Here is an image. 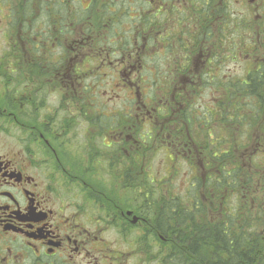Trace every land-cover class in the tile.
Listing matches in <instances>:
<instances>
[{"label": "flooded vegetation", "instance_id": "flooded-vegetation-1", "mask_svg": "<svg viewBox=\"0 0 264 264\" xmlns=\"http://www.w3.org/2000/svg\"><path fill=\"white\" fill-rule=\"evenodd\" d=\"M97 1L0 0V119L29 136V147L0 137V264H264V233H243L254 205L228 206L203 154L211 126H226L230 77L252 89L248 142L264 155V0H106L105 43L91 30ZM104 67L113 79L100 91ZM153 138L191 170L186 190L147 189ZM132 172L144 189H127Z\"/></svg>", "mask_w": 264, "mask_h": 264}, {"label": "rangeland", "instance_id": "rangeland-1", "mask_svg": "<svg viewBox=\"0 0 264 264\" xmlns=\"http://www.w3.org/2000/svg\"><path fill=\"white\" fill-rule=\"evenodd\" d=\"M106 0H98L95 4V6L93 7V9L91 10V12L93 13V18L92 20H95V16H96V25L97 28L95 26H92L91 30H94V36H99L100 41L105 43L107 41V39L104 40V36L107 37H111L113 39V37L111 36L112 34H110L109 30L107 29V24L109 23V19H108V15L111 14V7L109 5L106 6V11L105 13L103 12V3ZM108 3V1H107ZM122 2H118L117 5L121 4ZM84 4V2H83ZM77 5L79 6V4L77 3ZM111 5V4H110ZM10 20L9 18H5L4 22H0V49H4L5 48V44L2 41V29H6L7 26V21ZM46 29H43L44 31H48V26H45ZM51 27V26H50ZM45 36H48V33L45 34ZM244 47H248V43H245ZM230 56V55H229ZM235 64L233 62H229L228 63V68H234ZM99 74L98 78H99V83H100V91H104V90H108L109 88H111V84L110 82H112L113 77L110 75V69L108 67H104V68H100L96 70ZM95 73V72H94ZM235 76H238L237 73H235ZM1 79H3V77H1ZM94 80V79H91ZM88 81V79H87ZM147 87H149L150 92H152V94L156 95L157 97H155L156 99H159L161 93L159 92V89L157 88V84L153 83V82H148L147 83ZM155 86V87H153ZM147 89V88H146ZM116 90H118V95H119V100H114L113 105L116 106H120L121 103V99H123V94L120 93V90L118 88H116ZM217 94H209V93H204V96L202 97V100L204 101V103H206L210 98L215 97ZM253 99V98H251ZM53 100H57L56 98H53ZM101 102H105L106 104V99L105 98H100ZM196 105H200L199 103H196ZM102 107V105L100 106ZM245 107V106H244ZM254 110V105L247 102V106L242 110V112H246L247 110L251 111ZM1 118V117H0ZM245 124V122H243V125ZM242 125V126H243ZM0 126H2V129L0 130V137L3 138H11V139H19L20 144L21 145H27L29 147L28 144V138L29 136L27 135V132L23 131V130H19L14 124H8L4 121V119H0ZM255 129V128H254ZM253 129V130H254ZM235 133L234 136H242V130L241 129H235ZM252 130V131H253ZM197 132L196 130H194V133ZM210 132L212 133V136L214 138L217 137V132L216 129H210ZM253 137V134H251ZM210 137H207L206 139L211 140ZM237 138V137H236ZM241 139V137H239ZM240 139H236L239 140L242 144L244 143L245 146L248 143L247 140H245L244 142H242V140ZM150 144H148V150L146 152V156L144 158V161L146 162V166L147 169L145 171V173L143 174V179L146 178V182L145 185L148 187V189H172L173 191H178L180 190V192L184 191L187 189V175L186 174H191L190 171L186 166L185 163L182 161V163H176L175 167L172 165L173 162H171L170 160H168L165 155L163 154L162 150H159V143L160 141L157 138H153V141L150 140L149 141ZM33 146V145H31ZM250 146V152L249 155H252V153H255V147L253 145H247ZM242 149V148H241ZM249 150V149H248ZM256 155V156H255ZM254 156V157H253ZM264 157V155L262 156L261 154L258 153L252 155V161H248L247 163H245L244 161V157L241 158L242 159V164L244 166L245 169H247V171L249 172L252 170H255L257 179H253L252 181L256 182V186L255 189L251 190L250 194L248 195V198L246 200L243 201H247V202H251L254 207L257 204L256 200L259 199V204H264V167H261L260 165V170H259V176L257 174L258 170L256 167V164L259 163V161ZM41 158V157H40ZM166 159V160H165ZM239 159V158H238ZM53 166L57 165V162H53V159H50ZM164 161V162H163ZM167 163V164H166ZM254 165V166H253ZM174 167V168H173ZM52 170H56V167L53 169V167L51 168ZM55 178H54V184L59 186V187H63V182L64 185L67 183L66 180L63 178V173L61 172H55ZM99 176V175H98ZM139 175H135V179H136V185L134 186V188L129 187L127 189H144L142 182L139 178ZM74 180V179H72ZM117 183H120L119 180H117ZM67 185H70L68 189H76L74 185L70 184L69 182L67 183ZM258 185V186H257ZM114 189H124L123 187L121 188L120 184L118 185V187L114 188ZM237 190V191H236ZM244 189H235L233 188L231 191L230 189L228 190V195H226V197L224 198L227 203L228 206L232 207L233 205H235L236 203H238V197L240 195L244 196ZM236 191V192H234ZM233 193V194H232ZM150 194H153V190L150 191ZM156 195V194H153ZM181 199L184 200L185 197L183 194H180ZM262 204V205H263ZM254 210V209H252ZM259 229H262V226L259 227ZM260 233H264V229L261 230Z\"/></svg>", "mask_w": 264, "mask_h": 264}, {"label": "trees", "instance_id": "trees-1", "mask_svg": "<svg viewBox=\"0 0 264 264\" xmlns=\"http://www.w3.org/2000/svg\"><path fill=\"white\" fill-rule=\"evenodd\" d=\"M229 59H231V57ZM230 80L233 79H231L230 77L228 78V86L231 84L234 88V91H228L227 94L226 126L224 123L223 125H221V128H218L214 125L211 126L210 129L213 128L216 129V132L218 134L217 137L214 138L212 136V133L210 132L208 137L211 136L212 139L210 138L211 140L208 139L205 140V143L203 144V151H204L203 154L208 155V159L210 163L220 171L217 177L213 176V178L218 179L222 177V180H224V182L226 183L225 185L228 188V190L230 189L231 191L233 188H237L236 182L239 179H242L245 188L243 190L244 196L240 195L238 197L239 200L238 202H244L243 200H246L248 198V195L250 194L251 190L255 189L256 186L254 181L251 182V180H253L254 178L257 179V177L254 170L252 171L249 170L248 172L247 169L244 168L241 158L244 157V161L245 163H247L248 161H252V155H254L255 153L249 155V153H251L250 146H247L250 144L249 142H248L249 144L245 146L244 143L242 144L239 140L236 139L237 138L240 139L239 137H241L240 140H242V142H244L245 140L248 141L250 139L252 128L255 125L258 114L254 112L252 109L251 111L247 110L244 113L241 112L247 106V102L253 104V101L251 99L252 89L250 85L243 86L242 88L238 84V81L237 83H235L234 81L236 80L234 81H230ZM239 90L242 91L240 96L238 95V93L240 92ZM219 97L220 94H217L215 97H213L214 100L215 99L217 100L216 104H218V102L220 101ZM241 118H242V124H239ZM243 122H245L244 125ZM237 128L242 130L241 131L242 136L241 134L240 136L237 135L234 136V133L236 131L235 129ZM149 141L148 144H150ZM132 166L136 167V161L134 158H132ZM252 175L254 176V178L252 177ZM125 182L127 187L134 188L137 182L135 179V174L132 172L130 179ZM227 195H228V191H227ZM259 201H260L259 199L256 200L258 204ZM262 204H259L258 206H255L249 210L247 209L244 210L245 212H243L242 218H243V233H245V235L260 233L259 227L261 226L262 228L264 227V204L263 205ZM237 217L238 216L235 210H233L232 213L228 214L227 233L229 235L235 234L237 232V229L235 228ZM252 219L254 222L252 221ZM248 220L249 222H246ZM244 241H246V238L244 239ZM226 264H233V263L228 262Z\"/></svg>", "mask_w": 264, "mask_h": 264}]
</instances>
